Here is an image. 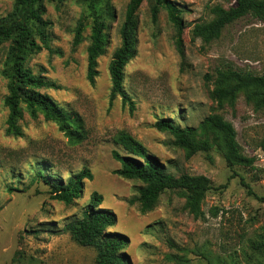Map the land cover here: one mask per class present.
<instances>
[{"label": "rangeland", "instance_id": "rangeland-1", "mask_svg": "<svg viewBox=\"0 0 264 264\" xmlns=\"http://www.w3.org/2000/svg\"><path fill=\"white\" fill-rule=\"evenodd\" d=\"M128 1L108 0L113 18L102 15L107 45L97 60L93 84L86 79L88 0L46 4L50 51L32 56L29 67L59 86L42 93L81 118L85 139L80 143H70L41 116L32 120L26 114L20 122L22 136H6L7 89L0 77V264H95V250L76 244L62 231L68 221L80 217L93 192L103 198L100 207L115 214L109 231L126 239L129 264H264V111L249 105L243 93L233 105L218 104L208 96L220 69L264 72V23L247 15L203 43L191 38L193 25L212 20L213 7L227 9L235 0H171L182 10L185 25L180 58L165 11L153 23L149 0H143L136 14L133 56L123 68V90L134 104L131 111L121 98L110 103L108 97V64L120 44ZM12 3L0 0V17ZM80 20L86 24L83 42L73 47ZM6 48L0 49V68ZM209 115H219L233 126L242 153L254 158L252 168L227 166L218 146L187 157L167 132L154 127L163 118L197 128ZM123 134L140 142L174 177L207 178L210 188L198 216L189 211L179 191L162 193L146 213L131 203L142 184L113 173L119 168L113 152L125 155L119 143ZM37 169L45 170L49 182H66L82 169L92 179H85L81 196L65 205L50 199V187L36 178Z\"/></svg>", "mask_w": 264, "mask_h": 264}, {"label": "trees", "instance_id": "trees-1", "mask_svg": "<svg viewBox=\"0 0 264 264\" xmlns=\"http://www.w3.org/2000/svg\"><path fill=\"white\" fill-rule=\"evenodd\" d=\"M63 0H13L10 11L0 17V49L7 44L5 56L0 68V77L6 81L7 94L3 105L7 110L5 135L13 138L22 136L20 122L26 114L35 120L39 116L52 122L70 143H80L85 139L81 118L76 113L67 112L51 97L41 92L45 89H58L59 86L48 80L40 71L29 67V60L42 49L50 51V22L44 19L46 4H60ZM143 0H129L123 22L119 28L120 44L112 53L108 64L109 102L117 97L132 111L134 104L123 90V68L133 56V39L137 28V11ZM104 4V5H103ZM100 5H103L100 10ZM89 23L88 45L86 47V79L94 83L97 76V60L105 53L107 28L102 15L113 18V9L108 0H88L86 5ZM163 10L173 29V43L180 58H183V31L185 28L182 10L171 0H149L151 21L156 23L159 12ZM213 19L195 23L191 29V38L203 43L216 39L227 25L250 15L264 23V0H235L227 9L215 6L211 9ZM86 27L80 20L74 28L72 46L83 42ZM243 93L245 101L255 110L264 111V72L256 75L244 69L226 67L217 71V79L209 98L218 104L233 105L237 94ZM154 127L167 132L172 144L183 149L187 157L198 151H208L212 146L222 147L227 166L243 165L252 168L254 158H247L236 141L233 126L219 115L205 117L195 127H181L169 119H158ZM119 143L125 155L113 152L119 168L113 173L124 179L137 180L142 184L138 196L131 200L139 206L141 213L152 210L159 196L166 191H179L186 199V207L194 216L199 215V204L207 190L209 182L204 176L182 175L174 177L167 172L166 165L160 163L146 148L129 135H121ZM264 149V141L262 142ZM45 170L37 169L35 176L50 187V199L65 205L72 204L81 196L85 179L91 180L87 169L70 176L66 182H49ZM102 196L91 193L80 217L68 221L62 231L72 241L83 247L95 250V264H129L124 254L126 239L109 231L116 223L113 212L101 208ZM264 201L263 198H260Z\"/></svg>", "mask_w": 264, "mask_h": 264}]
</instances>
